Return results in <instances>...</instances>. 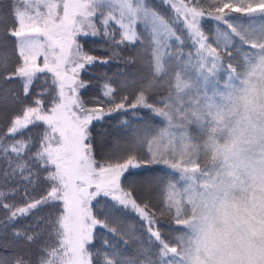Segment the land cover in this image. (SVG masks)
I'll return each instance as SVG.
<instances>
[{
	"label": "snow or ice",
	"instance_id": "1",
	"mask_svg": "<svg viewBox=\"0 0 264 264\" xmlns=\"http://www.w3.org/2000/svg\"><path fill=\"white\" fill-rule=\"evenodd\" d=\"M162 3L174 18L149 0H0V264H264V0ZM91 65L117 69L94 103ZM137 108L162 126L98 159L93 121ZM149 165L170 173L130 171Z\"/></svg>",
	"mask_w": 264,
	"mask_h": 264
},
{
	"label": "trees",
	"instance_id": "2",
	"mask_svg": "<svg viewBox=\"0 0 264 264\" xmlns=\"http://www.w3.org/2000/svg\"><path fill=\"white\" fill-rule=\"evenodd\" d=\"M151 4H153L157 9H159L165 15H172L174 18V13L171 12L170 6H165L162 3V0H149ZM208 27L214 31V22H209ZM178 32L183 34V29L180 25H177ZM182 29V30H181ZM82 42L85 41V38H80ZM183 51H193L191 48V41L186 40L185 34V43L181 46ZM85 51H88L92 54L103 56L105 49L102 43L98 38H87L86 42H84ZM185 53V52H184ZM188 54V53H187ZM242 56V53H241ZM115 65H91L88 66L87 70H83L81 72V78L87 82L88 87L86 89H82L84 99L94 103V99L101 94V88L103 84V79L105 73L111 75L116 71ZM102 98V97H101ZM151 123L155 126H162V121L158 117H154L151 112L143 108L137 109H129L127 114L121 113L116 114L111 117L105 116L102 120L93 121V124L90 126L91 134L95 145L96 155L99 159L103 154L109 150V147L117 144H127L132 141V129L141 127L144 124ZM130 125V127H129ZM0 128H3V125L0 124ZM131 151L135 153H143L147 154V146L136 145L131 148ZM101 162H104L101 160ZM115 162V161H113ZM120 162H123L122 159ZM132 172H139L141 175H153L160 178H164L167 173H170V169H168L164 165H149L147 170L143 167L141 169H131ZM175 175V174H172ZM137 182L139 181V177L135 178ZM133 183V178L129 177V180L125 182V186L128 187ZM3 184V181H0V185ZM134 194L138 200L147 199V193L142 191L139 188L134 189ZM20 197H17L19 200ZM152 202L157 203V197L154 193L152 196ZM128 223L136 228L140 227V222L135 213L130 210L126 214ZM3 211L0 210V220H2ZM28 221L27 219H21V221L16 225L17 228L27 227ZM11 233H9V240L4 245V247H0V253L4 252V248H8L9 250L13 249L15 246L11 242Z\"/></svg>",
	"mask_w": 264,
	"mask_h": 264
},
{
	"label": "rangeland",
	"instance_id": "3",
	"mask_svg": "<svg viewBox=\"0 0 264 264\" xmlns=\"http://www.w3.org/2000/svg\"><path fill=\"white\" fill-rule=\"evenodd\" d=\"M181 27H182V26H181ZM181 30H182V29H181ZM214 30H215V28H214ZM172 43H173V44H176V43H178V42H176V41H172ZM181 46H182V45H181ZM183 49H184V48H183ZM190 49H192V50L194 51V49L192 48V44H191V48H190ZM173 51H175V48L173 49ZM184 52H185V53H184ZM183 53H184L185 56H187L188 51H185V50H184ZM41 60H42V58H41Z\"/></svg>",
	"mask_w": 264,
	"mask_h": 264
}]
</instances>
